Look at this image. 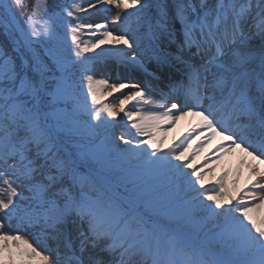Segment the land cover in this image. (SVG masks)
<instances>
[{
    "label": "snow or ice",
    "instance_id": "1",
    "mask_svg": "<svg viewBox=\"0 0 264 264\" xmlns=\"http://www.w3.org/2000/svg\"><path fill=\"white\" fill-rule=\"evenodd\" d=\"M25 7L26 0H0V32L15 54L0 49V264H264V216L257 222L252 215L264 207V169L248 165L245 189L234 187L239 167L207 189L201 172H183L191 164L172 163L184 160L183 152L158 155L148 140L149 153L133 146L130 133L115 137L101 120L102 113L111 119L123 113L138 136H151L149 123L199 117L211 132L206 140L227 142L216 151L239 149L264 164V0H66L58 10L35 0L21 23L16 10ZM109 7L119 10L113 24L128 19L120 15L127 12L135 27L129 23L114 33L106 21L80 15ZM149 7L153 16L145 12ZM176 21L180 51L191 53L187 60L161 51ZM83 28L95 29L88 34L97 39L81 42ZM61 29L70 34L68 51L59 43ZM109 42L128 49L115 52L124 63L143 67L145 57L159 67L181 65L179 79L161 94L165 102L157 104L165 111L127 108L129 102L152 103L136 83L94 81L83 54ZM101 86L110 96L132 91L109 106L97 99ZM114 150L127 168L109 166ZM142 170L169 175L187 188L185 197L166 205L149 200ZM37 227L44 249L23 235Z\"/></svg>",
    "mask_w": 264,
    "mask_h": 264
},
{
    "label": "rangeland",
    "instance_id": "2",
    "mask_svg": "<svg viewBox=\"0 0 264 264\" xmlns=\"http://www.w3.org/2000/svg\"><path fill=\"white\" fill-rule=\"evenodd\" d=\"M153 0H146L147 3H153ZM53 2L54 0H48V6L50 9H52L53 6ZM26 3L28 5V7L25 8H21V11H30L32 6L35 4V0H26ZM170 5V4H169ZM119 10L116 9L115 7H109V10L107 12H98L96 10H90L89 13L85 14V13H81L80 15H86L90 18V22L92 23H96V22H102V21H106L108 24L109 29H111L114 33H122L125 31V29L127 28L128 24L131 23L133 27H135V17H128V13L127 12H120L121 17H127L128 19L126 20H122L121 22L117 23V24H113L111 22V16L116 15L117 12ZM135 9H131L129 10V12H135ZM169 17L171 18V16L174 14V9L173 8H169ZM146 13H148V15H154L155 13V8L154 7H150L148 9L145 10ZM89 20H85V23H88ZM74 23V22H73ZM96 31L95 29H88V28H83L81 29V33L80 35V40L81 42L84 41H93L96 40L97 37L96 36H90L88 33ZM172 31L174 33L173 37L171 40L168 39H164L161 42V49H165V45L168 44H172L173 46H175V48L173 47V49H175L174 51H179V48L181 47L182 43H183V36L180 33V24L178 21L174 22L172 24ZM63 32V33H62ZM129 35H131L132 33L129 32ZM97 35H99V33H97ZM61 37L60 38V46L65 50L68 51L70 50L73 45L71 43V38H70V34H66L65 30L61 29ZM102 38V37H101ZM174 41V43H173ZM0 44L3 45V47L5 48L6 51H8L9 53H11V49L8 45V43L6 42L5 37L3 36V34L0 32ZM117 48H123V46L121 45H114L113 43L109 42V43H105L103 45H100L99 48L95 49L92 52L89 53H85L83 54L82 58H87L88 56H91L92 59H89V66L92 69V74H93V78L94 81H106L108 83H117V82H132V83H136L138 85H140L142 88H144L146 90V95H145V99H150L152 102H155L158 97L156 94H153L152 92L158 91V83H161L163 81V79H160L158 82H156L155 80L152 79L153 76H155L156 74L153 73V68H158L156 62L154 60H148L145 57H140V60L143 64V67H139L137 65H133V64H128V63H124L120 60L118 55H115L116 49ZM105 49H109L111 50V53L113 54H109L104 52ZM178 49V50H177ZM187 50V49H186ZM124 52H127L128 49L123 48ZM139 51V50H138ZM189 51V50H188ZM98 53H103V55L98 56ZM178 55H181L184 59L187 60V56L186 53H177ZM72 59H75V57H72ZM189 59V58H188ZM160 70V75L163 74L164 72L166 73V68L165 65L162 67H159ZM172 71V70H170ZM150 73H152L153 75H150ZM169 75V74H167ZM165 83L167 82V79H164ZM79 83V81H78ZM147 87H149L151 89V91H149L147 89ZM111 91L110 88H104L103 86H101L99 88V90L97 91V99L100 102V104H106L109 106H112L115 102H118L119 98H122L124 95L129 94L132 89H124L121 90V92L118 93H114L113 95H108V93ZM83 95L86 96L87 95V89L84 88L83 89ZM144 103L140 102V103H136V102H129L126 107L127 108H133V109H139L141 111V113L145 112L142 110V108L144 106H142ZM146 105V104H144ZM151 105V103H150ZM169 103H167V107H169ZM99 106V105H97ZM89 107H91V102L89 101ZM160 112V111H159ZM84 119H88V117H84ZM101 120L106 121L107 122V126H109L110 131L114 134L115 137H118L121 133H125V134H131V138H132V143L133 146L140 144L143 140H142V136H138L135 132V130L131 129L130 127V121H128L126 118H124L123 113H121L119 116H117L115 119H111L109 117H107L106 113H102L101 116ZM93 123H97L99 124V122H93ZM148 125V124H147ZM148 129H151L150 127H147ZM101 129H103V127H105V125H100ZM186 132V137L190 138V140L185 143L184 145H181L182 147H180V149H176L177 154H179L180 152H183L184 149L189 151V144L192 142V140L195 138V136L193 135V131L192 130H185ZM115 144L119 147V149H125V145L119 140L116 139L115 140ZM179 148V147H178ZM200 148V146H199ZM197 149V147H196ZM195 149V154L191 155V158L198 159L202 156V152L198 151ZM151 153V151L149 152ZM118 153L114 150L113 151V156L112 159L109 161V166L112 168H119V167H124L127 168L128 165L125 164L124 162L120 161L118 159ZM154 159V158H153ZM139 163H142L139 162ZM180 164L183 166L185 164H189V162H180ZM186 168V167H184ZM193 171V170H192ZM140 175L142 177V184L143 187L145 188L146 192L148 193V196L154 195L153 198H150L149 200H157L159 199V203L162 205L164 201H168L169 198H173L176 202L180 201L183 199L181 197L185 196V193L187 191V188L185 186H183V193L181 195H179V191L177 189H175L176 187H179L175 184V182L170 181L169 175H165V174H159L156 176H152V175H148L145 171H141ZM97 179H99L97 177ZM181 186V185H180ZM129 187H131V185H129ZM174 189L176 191H170V192H166L164 193V191H167L168 189ZM204 188H206L204 186ZM119 191L121 193H124V188L121 187L119 189ZM204 189L200 188L197 192H203ZM163 192V193H162ZM166 205V204H163ZM149 215H151V209L148 208L147 210L144 209ZM14 227V225H13ZM6 231L8 230L7 228L5 229ZM41 234L40 229L37 228H30L27 229L23 232V235L25 236V238H28L35 246L34 242H40L37 239H43L41 237L37 238L36 240H32V238H34V236L38 237ZM38 246V249H43L42 246Z\"/></svg>",
    "mask_w": 264,
    "mask_h": 264
},
{
    "label": "bare ground",
    "instance_id": "3",
    "mask_svg": "<svg viewBox=\"0 0 264 264\" xmlns=\"http://www.w3.org/2000/svg\"><path fill=\"white\" fill-rule=\"evenodd\" d=\"M194 52V50H193ZM154 93V92H152ZM163 92H161L162 94ZM161 94H158L157 97L161 96ZM165 101L162 99V101L156 100L155 102H152L150 104L142 105L144 106L142 108L144 113H147L148 111H154V112H162L166 109H160L157 107V104L164 103ZM170 107V106H169ZM175 111V110H174ZM178 113V112H177ZM178 115V114H177ZM202 121L199 117H193V116H185L181 119L174 120V122H169L167 119L161 120L158 123H149L147 127H150L151 129H148L147 131L151 132V136L143 135L142 142L139 144L141 149L146 150L147 152H152L153 149L149 148L144 141L151 140L154 145H156L159 149L157 152L158 155H163L165 153H168L172 150L180 149L182 147L180 144L182 141H184V134L185 130H193L195 132L196 141L195 145L197 147L196 150L202 152V156L198 159L191 158V155L195 154V149L188 151L184 149L183 155L185 157L183 162H189V164L192 165L191 168H183V172L185 173H191L193 171H199L203 174V178L205 181L204 186L208 188H213L215 186L216 179L223 175L225 172L229 173L230 175L235 172V170L239 167L240 171L236 174L235 179L237 180V184L234 186L238 189H245L246 185L251 182L249 177V169L248 165H253L256 167H259L261 169H264L263 166L257 165L255 161H252L250 158H245L244 154L239 151V149H233L230 151L227 155H223L222 152L216 151L218 146H223L227 142L222 139L220 136H212L211 141L209 142L205 138L211 135L210 130L201 127ZM200 146V148L198 147ZM179 147V148H178ZM184 148V147H182ZM195 148V147H194ZM219 157V159H217ZM241 160H244L245 163L242 165L240 163ZM182 161H173L172 163L180 164ZM210 169H213L214 171H210ZM194 179V177L192 178ZM229 177L225 176V182L227 183ZM102 182V181H101ZM201 187L199 185H196V191H198ZM179 191V195L183 193V186L176 187ZM170 191H176L174 189H168L166 192ZM201 200L203 198L201 197ZM168 201H164L163 204H167ZM205 204L209 203L208 201H203ZM235 203V202H233ZM162 204V205H163ZM253 218L259 222V219L264 216V207L256 209L255 212L252 213Z\"/></svg>",
    "mask_w": 264,
    "mask_h": 264
},
{
    "label": "trees",
    "instance_id": "4",
    "mask_svg": "<svg viewBox=\"0 0 264 264\" xmlns=\"http://www.w3.org/2000/svg\"><path fill=\"white\" fill-rule=\"evenodd\" d=\"M64 30V29H63ZM63 33V32H62ZM62 38V37H61ZM61 40V39H60ZM0 49H1V46H0Z\"/></svg>",
    "mask_w": 264,
    "mask_h": 264
}]
</instances>
